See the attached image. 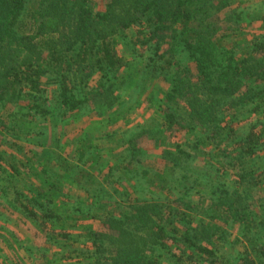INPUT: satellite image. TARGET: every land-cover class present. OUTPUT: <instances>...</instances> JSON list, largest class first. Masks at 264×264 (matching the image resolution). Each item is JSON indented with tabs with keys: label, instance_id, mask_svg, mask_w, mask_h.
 <instances>
[{
	"label": "trees",
	"instance_id": "1",
	"mask_svg": "<svg viewBox=\"0 0 264 264\" xmlns=\"http://www.w3.org/2000/svg\"><path fill=\"white\" fill-rule=\"evenodd\" d=\"M235 2L106 0L100 7L97 0H0V113L14 108L7 116L10 124L32 127L55 117L56 129L85 116L87 109L110 112L106 118L113 125L124 116V95L140 79L144 85L163 78L168 85L164 97L153 102L156 112L149 124L122 135V157L114 166L106 165L114 186L129 175L153 182L146 167L140 170L146 152L138 145L143 137L153 139L167 168L166 179L158 175L168 183L161 190L164 198L151 190L147 197L138 193L112 207L113 193L92 188V175L83 177L103 156L85 128L75 148L81 166L63 156L55 161L50 145L43 152L58 171L43 167L46 163L39 171L34 163L39 155L10 163V154L0 149V206L19 213L43 234L39 259L44 262L39 264L78 259L87 264H163V259L173 264H264V35L248 40L242 52L235 48L237 42L227 44L241 35L229 25L239 16L233 14ZM129 31L134 41L122 43L136 52L144 67L140 73L129 72L118 49L117 39ZM49 88L56 91L55 101L45 97ZM253 116L256 122L240 131ZM0 126L1 137L15 130L5 120L0 119ZM61 135H54L60 149ZM105 138L112 141L117 133ZM202 148L211 152L202 153ZM196 152L204 157L206 171L192 167ZM21 168L37 180L35 190L17 184ZM85 179L92 186L83 187ZM73 185L102 199L75 198L66 193ZM174 193L183 203L181 212H171L167 204ZM194 196L211 209L182 201ZM7 211H0V219ZM96 222L101 230L93 228ZM77 229L83 230L87 249H77L81 240L72 232ZM232 231L238 239H231ZM236 242L245 251L222 253Z\"/></svg>",
	"mask_w": 264,
	"mask_h": 264
},
{
	"label": "rangeland",
	"instance_id": "2",
	"mask_svg": "<svg viewBox=\"0 0 264 264\" xmlns=\"http://www.w3.org/2000/svg\"><path fill=\"white\" fill-rule=\"evenodd\" d=\"M235 1L236 2L232 7L234 9L233 14L238 13L239 16L236 17L235 22H233L235 26L233 24L229 25L237 29L239 31L238 33H241L243 37H240L241 35H235L237 38L228 40L227 44L231 45L233 41L237 42L235 44V48L237 49V51L242 52L246 49V46L249 45L248 40L253 39L254 36L264 35V0ZM97 3L100 5V7H104L106 4V0H97ZM242 14L244 16L240 19ZM224 15L225 14H222L219 17L223 19ZM134 39L135 38L132 32L129 31L126 36L124 34V36L117 39V43L119 45L118 49L125 61L128 62L127 64L130 65L128 68L129 72L140 73L144 70V67L141 66L137 61L136 52L135 54H133L130 51L132 47L127 46V44H131ZM122 40H125L127 44H123ZM137 84L138 87L136 89L129 92L128 95H124L123 99L127 102H125L126 106L124 105L125 107H123L124 116H122L121 120L115 122L113 125H110V121L106 118L107 115L110 114V112L107 113V111L105 110H95L92 112H87L86 109L84 112L85 116H79L77 118L78 120L69 119V121L67 120L66 123L63 122L64 124L59 123V128L57 127L56 129H54V125L56 122L55 117L50 118L46 121L38 120L32 125V127H27L26 124L25 127H22V123H20L19 126H15L13 124H10L11 121L9 122L7 120V116L14 111V108L11 107L8 110L0 113V119L5 120L7 126H13L15 130L10 129L9 132H4V137L0 136V149L10 154V163L14 161H21L22 163H26L27 159L33 157V155H35V157L39 155L35 158L34 161L35 167H39V171L40 169H42L41 164L43 165V163H46L43 165V167L45 165H48V169L58 171L57 169L59 168L52 164L49 159L45 157V154L43 152L45 150V147L50 145L52 148L50 147L49 150L54 153L55 161L59 160L60 163V157L63 156V158L67 159L68 161H72L73 165L81 166V163L78 162V158L76 157L75 148L76 146H78L76 139L81 134L83 128H85L89 135L95 139L93 141V144L95 145V147H97V149L103 156L93 170H88V172H86L88 174L85 173V175H83V177L85 176L86 178H89V176L92 175L95 183L92 184V182H88L87 179H85L81 183L83 187H90L93 185L92 188L94 189H104L113 193V195L111 196V204L114 208L121 206L119 205V203L127 201L129 196L134 197L136 196V194L140 193L138 196L147 197L146 193H148V191L149 193H151V190H153L156 195L161 194V197L164 198L165 192L161 190L162 187H166L168 183L160 179L158 175L162 174L164 175V179L167 178V175H165L167 170V168H165L166 164L160 159V146H157L156 142L147 136L141 138L138 144L139 147L146 152L145 155H142L145 161L143 162L140 170L143 167H146L144 169L149 170V177L153 179V182L147 183V179L144 181H139L138 178L135 177V175H129V177H126L124 181H121L122 185L117 187L110 184L108 182L109 179L107 178L106 165L109 163V165L114 166L115 163L119 162L120 158L122 157V152L124 150V144H122V135L124 136L125 134L135 131L140 126L149 124L151 116H153V114L156 112V107L153 102H155L156 100V103L159 102V100L164 97L165 91H167L168 89V85L166 84V82H164L163 78L147 82L144 85H142V80L140 79ZM45 97L48 98L49 102L55 101L56 91L49 88V92ZM139 100L142 104L139 107L131 108L133 107V105H135L136 101ZM100 113L104 114L99 115ZM263 117H260V120H262ZM257 119V116L247 118L246 121L242 122L240 131L247 130L253 123L256 122ZM32 128L34 129L33 132L29 136H27V131H30V129ZM0 129H2L1 126ZM56 131L59 134H62L59 139L61 140L60 146L62 149L58 148L56 145V138L54 136L56 135ZM114 132L117 133V138H114V140L112 141H109L107 138H105L108 133ZM43 139L46 141L42 142ZM41 143L44 144L41 145ZM63 147L65 149V153L68 156L64 153ZM201 151L202 153H210L211 148H202ZM196 153L197 155H199L198 161L192 167H199L201 168L200 171H203V167H205L206 171L207 167L203 165L204 157L198 154L199 152ZM21 171L22 174L18 177L17 184L21 187H29L30 189L35 190L39 185L37 180L33 176L29 175L28 172L23 168H21ZM195 173H197V171ZM229 173L232 174L231 171ZM77 184L80 185V183ZM14 185H16L15 181ZM114 190H116L117 192ZM66 193H70L71 196L82 200L88 199L92 201L102 199L100 195L96 197H94L93 195L89 196V194L86 193L85 190L81 188V186L73 185L72 187H69V192ZM13 195V191L10 190V201L13 199ZM182 201L187 203L193 202L196 208L198 207L205 210L211 209L210 203L204 200L201 201L197 196L186 198L183 197ZM180 202L181 200L178 194L176 195L174 193L173 195H171L167 203L172 207L171 212L174 209H179L178 212L184 210L183 203ZM0 211L4 212L7 210L6 208L0 206ZM174 219L178 221V218ZM92 226L95 230H101V226L97 222L95 224H92ZM2 228H5V230H3ZM81 231L83 230H72V232H75L77 235L76 237H74L81 240V242H79L80 244L78 243L77 245V247L80 248L77 249H87L88 247H90V245L88 244V242H85L86 240L84 237H80L82 236V234L80 233ZM237 235V231H232L231 239L234 240ZM83 243L85 244L84 248H81V244ZM43 244V234L36 230L31 222L23 218L19 213L14 212V210L10 209L6 212V217L0 219V264L42 263L44 261L43 259H39V255L40 252H42L40 249L43 248ZM243 246L244 245L240 242H236L234 245L223 247L222 253L227 256H236L238 255V253H242L243 251H245V248ZM65 251L69 252L70 249L66 248ZM57 253L59 257H61L62 253L66 255V252ZM175 253L177 255L179 254L177 250L174 252V254ZM59 257H57V259H59ZM63 263L66 262L64 261ZM71 263L87 264L88 262L84 259H78L73 260ZM163 264H173V261L167 262L163 259Z\"/></svg>",
	"mask_w": 264,
	"mask_h": 264
}]
</instances>
